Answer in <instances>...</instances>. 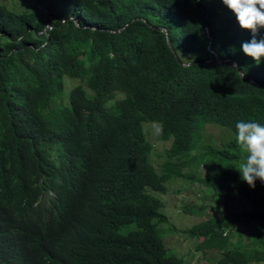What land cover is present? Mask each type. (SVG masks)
<instances>
[{"label": "trees", "instance_id": "1", "mask_svg": "<svg viewBox=\"0 0 264 264\" xmlns=\"http://www.w3.org/2000/svg\"><path fill=\"white\" fill-rule=\"evenodd\" d=\"M219 3L0 2V264H186L158 229L169 216L154 193L170 180L219 197L186 230L199 252L264 264V184L241 179L235 127L264 124V57L243 53L253 34ZM145 123L173 141L161 171ZM208 125L232 139L198 146Z\"/></svg>", "mask_w": 264, "mask_h": 264}, {"label": "rangeland", "instance_id": "2", "mask_svg": "<svg viewBox=\"0 0 264 264\" xmlns=\"http://www.w3.org/2000/svg\"><path fill=\"white\" fill-rule=\"evenodd\" d=\"M37 0H0L9 9L22 11L32 9ZM224 14H233L220 0L217 5ZM70 91V89H69ZM144 130L148 139L154 143L153 162L157 170L161 171L167 157L165 152L172 146L173 141L162 139V127L158 123H145ZM203 139L198 146L203 144L219 145L222 141L232 139L234 132L225 127L208 125L205 128ZM163 155V156H160ZM168 192H155V196L165 202L162 211L169 216V221L159 225V232L164 239L169 253L177 254L186 264H216L220 259L218 249L203 251L197 250V245L202 241L199 238L190 237L186 230L194 224L208 218L211 207L218 205V195L211 189L205 187L202 183H193L186 180H170L168 183ZM243 199L232 201V207L236 209L243 208ZM219 210V209H217ZM216 210V211H217ZM224 213L220 210L219 217ZM134 224L125 226L120 232H127L134 228Z\"/></svg>", "mask_w": 264, "mask_h": 264}, {"label": "clouds", "instance_id": "3", "mask_svg": "<svg viewBox=\"0 0 264 264\" xmlns=\"http://www.w3.org/2000/svg\"><path fill=\"white\" fill-rule=\"evenodd\" d=\"M223 3L235 14L241 28L253 34L250 41L242 43L243 53L260 61L264 57V39L258 40L256 36L264 28V0H223ZM235 127L236 141L246 153L236 169L241 179L255 188L257 180L264 183V124L240 120Z\"/></svg>", "mask_w": 264, "mask_h": 264}, {"label": "water", "instance_id": "4", "mask_svg": "<svg viewBox=\"0 0 264 264\" xmlns=\"http://www.w3.org/2000/svg\"><path fill=\"white\" fill-rule=\"evenodd\" d=\"M70 19H73V18H70ZM143 20H144V19H143ZM144 21H146V20H144ZM76 24L79 25L78 20H76ZM160 29L163 30V31H165V32L167 33V35H168V39H169V44H170V46H171V48L173 49L174 54H175L176 52H175V50H174L173 41H172V39L170 38V35H169V31H168V29H165L164 27H160ZM209 61H210V60H207V61H204V62H209ZM217 61H218V62L228 63V64H231V65H233V66H236V67H238L239 73H243L242 70H241V68L239 67V63H238L236 60H233V59H228V60H221V59H218ZM242 77H243V79H244L245 81H250L251 83L256 84L254 80L249 79V78L246 77L244 74H243ZM258 85H259L260 87L264 88V84H258ZM260 182H261V181H260ZM261 183H262V182H261ZM263 184H264V183H263Z\"/></svg>", "mask_w": 264, "mask_h": 264}]
</instances>
